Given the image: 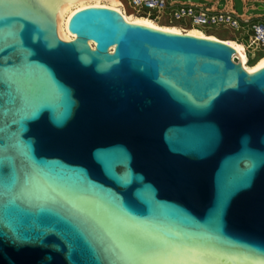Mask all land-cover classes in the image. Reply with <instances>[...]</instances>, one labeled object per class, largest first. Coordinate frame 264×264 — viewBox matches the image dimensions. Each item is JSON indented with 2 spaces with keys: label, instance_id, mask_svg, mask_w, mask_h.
Returning <instances> with one entry per match:
<instances>
[{
  "label": "water",
  "instance_id": "water-1",
  "mask_svg": "<svg viewBox=\"0 0 264 264\" xmlns=\"http://www.w3.org/2000/svg\"><path fill=\"white\" fill-rule=\"evenodd\" d=\"M62 1L0 0V264H264V66Z\"/></svg>",
  "mask_w": 264,
  "mask_h": 264
},
{
  "label": "built area",
  "instance_id": "built-area-1",
  "mask_svg": "<svg viewBox=\"0 0 264 264\" xmlns=\"http://www.w3.org/2000/svg\"><path fill=\"white\" fill-rule=\"evenodd\" d=\"M126 4L134 12H141V10L145 9L146 14H144V16L149 17L152 20H155V16H150V10L155 14H159L165 8V0H126ZM182 18H187L191 27H195L202 32H204V27L218 25L231 28L232 30H238L240 28L239 19L244 23H247L249 20L248 17L240 18L232 11L220 10L210 12L208 8L180 4L170 12V19L175 21ZM179 29L182 32H185L186 30L184 27H179ZM249 29L250 35L248 36L247 44L244 47L246 55L248 49L264 46V24L259 22L251 23ZM88 44L92 47L91 41H88ZM108 50H111V47H109Z\"/></svg>",
  "mask_w": 264,
  "mask_h": 264
},
{
  "label": "crops",
  "instance_id": "crops-1",
  "mask_svg": "<svg viewBox=\"0 0 264 264\" xmlns=\"http://www.w3.org/2000/svg\"><path fill=\"white\" fill-rule=\"evenodd\" d=\"M193 5L199 8H208L210 12L216 11H232L240 18L248 17L247 23H244L239 19L240 28L233 30L230 36L221 37V40H232L240 43L243 47L247 44L248 36L250 35L249 25L251 23L259 22L264 24V13L257 11V9H263L264 0H165V8L159 14H155L150 11V16H155V21L162 25H175L178 27H184L186 29L191 28L190 22L187 18L172 21L170 19V12L178 5ZM143 14H146V10H141ZM210 27H204V30H208ZM205 34H211L204 32ZM212 35V34H211ZM218 38V37H217ZM263 47V46H261ZM258 48V47H256ZM248 49L247 53L253 54L256 49ZM264 55L261 54L258 57Z\"/></svg>",
  "mask_w": 264,
  "mask_h": 264
},
{
  "label": "bare ground",
  "instance_id": "bare-ground-1",
  "mask_svg": "<svg viewBox=\"0 0 264 264\" xmlns=\"http://www.w3.org/2000/svg\"><path fill=\"white\" fill-rule=\"evenodd\" d=\"M87 6H104V7H109L112 8L116 11H118L122 17L131 23H137L141 25H145L148 27H152L154 29H159L163 31H170L174 33H182V31L179 29L178 26L175 25H162L158 24L154 20L150 19L149 17L145 16H137V15H128L125 13L122 3L120 0H113V3L108 4L106 0H73L72 2L69 1H62L59 2L56 10H55V26H56V33L57 36L62 39V40H70L73 38V34L69 33L66 29V22L69 16L76 10L81 9L83 7ZM186 33L198 36V37H206L209 39H214V40H221L217 38L214 35L211 34H205L201 30L191 27L185 30ZM224 43L230 45L234 51L235 54L241 63L242 67L247 71V72H252L255 71L256 69L264 66V64H257L255 67H253L251 70L246 67V56L243 52V50L237 46H234V44L228 42V40H221ZM93 46V43H92ZM257 63V61H256Z\"/></svg>",
  "mask_w": 264,
  "mask_h": 264
},
{
  "label": "rangeland",
  "instance_id": "rangeland-1",
  "mask_svg": "<svg viewBox=\"0 0 264 264\" xmlns=\"http://www.w3.org/2000/svg\"><path fill=\"white\" fill-rule=\"evenodd\" d=\"M108 2V4L113 3V0H106ZM123 6V9L125 11V13H127L128 15H137V16H144V14L142 12H134L127 4H126V0H120ZM145 10V9H143ZM152 11V10H150ZM257 11L264 13V9H257ZM146 17V16H145ZM155 21V20H154ZM157 22V21H155ZM158 24H160L159 22H157ZM204 30V29H203ZM204 32H208L211 33L212 35L221 38V37H225V36H230L231 33L233 32V30L231 28L228 27H223V26H210V28L208 30H204ZM228 42L234 44V46H237L239 48H241L246 56V67L248 69H252L253 67H255L257 64H264V55L258 57L259 55L264 53V46L263 47H258L253 51V54L250 53H245L244 47L240 44L237 43L235 41L232 40H228ZM258 57V58H257ZM257 58V59H256ZM257 61V63H256Z\"/></svg>",
  "mask_w": 264,
  "mask_h": 264
},
{
  "label": "trees",
  "instance_id": "trees-1",
  "mask_svg": "<svg viewBox=\"0 0 264 264\" xmlns=\"http://www.w3.org/2000/svg\"><path fill=\"white\" fill-rule=\"evenodd\" d=\"M257 58H258V57H257ZM257 58H256V59H257Z\"/></svg>",
  "mask_w": 264,
  "mask_h": 264
}]
</instances>
